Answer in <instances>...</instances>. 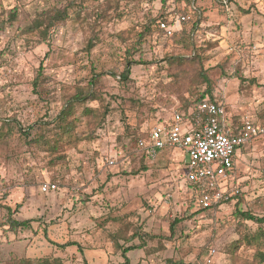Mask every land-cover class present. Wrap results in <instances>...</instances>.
I'll return each mask as SVG.
<instances>
[{"label":"rangeland","instance_id":"374dc122","mask_svg":"<svg viewBox=\"0 0 264 264\" xmlns=\"http://www.w3.org/2000/svg\"><path fill=\"white\" fill-rule=\"evenodd\" d=\"M194 4L170 37L156 27L169 9L162 0H0V126L9 123L0 139V264L23 257L121 264L122 248L140 241L128 242L135 229L146 236L143 248L126 253L129 264H204L212 250L213 264H264L256 253H264V240L243 239L257 224L233 213L237 203L264 216V137L237 148L239 193L192 216L185 161L170 151L148 157L134 142L197 97L203 75L227 118L264 122V0ZM52 7L68 16L30 31ZM125 56L135 61L127 80L99 74L121 71ZM170 56L179 58L166 61ZM78 88L93 94L76 104L79 140L63 138L53 151L21 133L55 140L53 119ZM46 182L56 188L43 192ZM9 219L30 222L13 229Z\"/></svg>","mask_w":264,"mask_h":264},{"label":"built area","instance_id":"2783aa9c","mask_svg":"<svg viewBox=\"0 0 264 264\" xmlns=\"http://www.w3.org/2000/svg\"><path fill=\"white\" fill-rule=\"evenodd\" d=\"M189 11L196 9L194 0ZM226 2V0H224ZM189 18L186 14L169 10L159 19L160 29L168 36L181 29ZM237 132L227 109L220 99L201 98L187 113L175 110L168 119L151 124L144 137L137 140L138 150L144 155L156 157L163 151L174 153L187 165L186 179L200 187L196 201L201 208H209L228 202L239 193L235 182L237 148L246 142L264 137V123L248 118L240 121ZM109 159L108 163L113 164ZM55 183H43L41 190L55 189ZM215 253L204 264H213Z\"/></svg>","mask_w":264,"mask_h":264},{"label":"trees","instance_id":"16d2710c","mask_svg":"<svg viewBox=\"0 0 264 264\" xmlns=\"http://www.w3.org/2000/svg\"><path fill=\"white\" fill-rule=\"evenodd\" d=\"M163 3L165 5H167V7H169L168 11L171 9L174 12H181L183 14L187 13V8H189V6L192 4V1L190 0H162ZM167 11V12H168ZM68 16V12L67 9H57L55 7H52L51 9L45 11L44 13H42V15L38 18H36L31 25L28 26V29L30 31H37L39 30L42 26H43V30L49 27H51L53 24H55L56 22L66 18ZM12 18H14V15H12ZM189 20V18L185 21L187 22ZM159 19H157L156 22V27L160 30L163 31L162 29H160L159 24H158ZM184 22V23H185ZM153 24V22H149L148 25L145 26L144 31H142L139 34V38L142 39L143 37L146 36V34L148 32H150V27ZM3 25V21L0 20V27ZM193 27H191L190 30H192ZM181 31H175L171 36L173 35H177L175 34L176 32ZM163 34L166 35L163 31ZM179 34V33H178ZM167 36V35H166ZM91 43V42H90ZM128 54V51L126 52ZM176 58H179V56H170V57H165V60L168 62H171L172 60H175ZM183 60L185 57H181ZM135 64V61L133 59H131V57L126 58V56L123 58V67L121 69V71L119 72H114V71H109V72H101L99 74H104V73H108V74H113L114 76H119V78L121 80H127L129 78V74H130V70H131V65ZM43 74H42V65H40L36 71L35 77L33 79L32 85L34 87H38L41 84V80H42ZM202 79L204 80V82L206 83L205 88L199 93V95L197 97H195L192 101L189 102H184L183 105L178 108V111H181L183 113H187L189 111V109L191 107H193L201 98H208L210 100H215V99H220V95H218L217 93H215L213 91L212 88V81L211 79L206 76L203 75ZM93 94L91 92V90H85L83 88H78L74 93L70 94L67 99L64 102L63 107L61 108V110L59 111V113L54 117L53 119V128L56 129L54 135H52V138L55 137V140H46L43 137L41 138V131L39 132L38 136L33 138V134L28 131V130H20L21 133L26 136L27 138H32L31 140H34V142H42L43 144V148L45 149V147H47L50 150L56 151L58 149V141L63 140V138H68V140H79L80 137L75 136L74 137V130L76 128L77 125V118L74 116L75 114V108H76V104L77 103H82L84 102L86 99L88 98H92ZM83 112L85 114H91V113H95V115H98V112L94 111V109L92 108H84ZM254 122H259V123H264V122H260V121H254ZM232 123L234 125V131L237 132V128L240 126V122L235 123L234 119L232 118ZM9 127V123L7 120L2 119L1 122V126H0V139H2V137L4 136V134L6 132H4L3 130L7 131ZM40 128V127H39ZM134 142L137 143V139H134ZM39 144V143H38ZM149 157V155H148ZM191 186V202L189 207H192V201H193V207H195L196 209L194 210V212H192L191 214H189V216L196 214L198 211L202 210H210L213 209L217 206L214 207H209V208H201L197 205V195L198 192L200 190V187L197 185H193L190 184ZM188 212V210L186 211V213ZM233 213L235 214V216L237 218H239V220L242 221H251L255 224H257V229L253 232L250 233H245L243 239L246 240L248 243H255L256 246H259L260 242L264 240V216H257L255 215L250 209L247 210H242L238 207V204H235ZM180 220V219H179ZM30 220H15V219H9L8 220V224L11 228H19V227H26L29 225ZM176 222H178V219H174L173 222H171L170 224V229L172 230L173 227L175 226ZM139 229H135L132 234L128 237V242L132 241L134 239H139L140 241L134 243V244H129L126 245L122 248V256L124 261L121 264H129V257L127 256V252L130 250H134V249H139V248H143L144 247V238L146 236V234H141L138 232ZM66 244H70V243H66ZM72 244V243H71ZM256 253L261 257V259L264 260V253L259 252L258 250L256 251ZM51 262L48 260V258H42V259H34L33 257H23L21 259H19L18 261L15 262V264H50ZM160 264H186L184 263L181 259L178 260H172L170 258H166L164 259L163 263Z\"/></svg>","mask_w":264,"mask_h":264}]
</instances>
